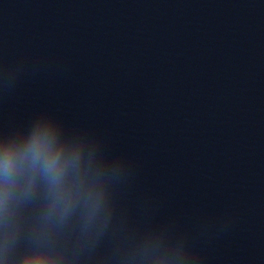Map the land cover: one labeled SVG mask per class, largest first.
<instances>
[{"label": "clouds", "instance_id": "9594fccd", "mask_svg": "<svg viewBox=\"0 0 264 264\" xmlns=\"http://www.w3.org/2000/svg\"><path fill=\"white\" fill-rule=\"evenodd\" d=\"M82 150H66L57 143L56 134L48 123L38 122L24 137L0 142V226L8 229L21 205L34 200L38 186H43L44 209L41 214L45 235L48 230H62L81 199L67 191L66 178L74 174L82 180L88 169L81 167ZM103 188H93L83 199L79 216L80 238L95 243L108 229L111 214L106 209ZM10 245L5 241L0 264H7ZM68 257L54 247L37 246L22 257L18 264H67Z\"/></svg>", "mask_w": 264, "mask_h": 264}]
</instances>
